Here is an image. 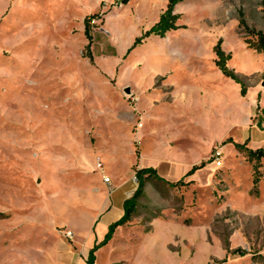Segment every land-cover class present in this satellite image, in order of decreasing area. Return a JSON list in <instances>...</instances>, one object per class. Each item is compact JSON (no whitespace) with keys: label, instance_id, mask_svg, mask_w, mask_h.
<instances>
[{"label":"rangeland","instance_id":"rangeland-1","mask_svg":"<svg viewBox=\"0 0 264 264\" xmlns=\"http://www.w3.org/2000/svg\"><path fill=\"white\" fill-rule=\"evenodd\" d=\"M118 1L0 0V264H72L65 233L144 168L164 182L147 180L113 264H264V158L234 146L264 150V55L246 29L264 32V0H183L164 38L144 36L169 0ZM219 40L245 97L215 65Z\"/></svg>","mask_w":264,"mask_h":264},{"label":"trees","instance_id":"trees-1","mask_svg":"<svg viewBox=\"0 0 264 264\" xmlns=\"http://www.w3.org/2000/svg\"><path fill=\"white\" fill-rule=\"evenodd\" d=\"M132 0H119L118 2L122 5H128ZM183 0H169L167 4L166 10L161 14L159 21L152 27V29L145 34L144 37H148L151 34H154L158 37L164 38L168 33L178 30L180 27L177 25L180 16L175 13V7L181 3ZM93 17H88L85 20V35L89 39V45L87 46V53H88V58L90 59L91 62H93V56L91 54V45H92V35L90 32V22ZM246 24L244 23V20H240L239 27H246ZM247 31L251 34L256 39V42L254 43L255 45V50L261 54L264 55V32L263 31H257V30H252L247 28ZM143 37V38H144ZM136 39L134 45L132 46V49H134L138 44L142 42V39ZM222 40H219L218 44L214 47V53L216 56L215 60V65L218 68V70L227 78L235 81L237 84L241 85V95L245 97L247 95V87L245 83L239 78V76L229 69L228 67V62L231 60V55H227L223 49H222ZM261 95H258V102H260ZM259 108V107H258ZM264 112V109L262 110ZM233 143L232 141H228L226 143ZM248 142V140H247ZM247 144H234L236 150L244 152L248 159L250 161H259L262 158H264V150L263 149H258V150H252L247 148ZM205 167V164H201L200 166H194L192 169L188 172L187 177H190L194 175L198 170L203 169ZM136 181H137V188L136 191L134 192L133 196L128 199L125 202V214L123 218L114 223L113 225L110 226L109 233L106 236L105 240L101 242L100 244L96 245L90 252L87 263L88 264H95L96 262V257L95 253L98 249L101 247L107 245V243L111 240L115 230L118 227L126 225L131 219L132 216L135 212L136 209V202L138 199H140L144 195V188L146 186V182L149 178H155L159 181L164 182L161 178L157 176V173L153 169H140L136 172ZM260 181L259 177H256L254 180L255 185H258ZM171 187H178L183 185L182 181H179L178 183L175 184H170ZM236 253H239L241 255L244 254L241 250H238Z\"/></svg>","mask_w":264,"mask_h":264},{"label":"crops","instance_id":"crops-1","mask_svg":"<svg viewBox=\"0 0 264 264\" xmlns=\"http://www.w3.org/2000/svg\"><path fill=\"white\" fill-rule=\"evenodd\" d=\"M222 74V73H221ZM223 75V74H222ZM263 127L261 124L256 128V133H264L261 130ZM251 129V128H250ZM261 138V137H259ZM251 143L255 144L252 139ZM261 145H264V141L261 142ZM128 189L126 194H121V200L114 206L111 204V194L109 196H105L102 193H99L100 200L103 204V210L90 212L88 213V223L83 227L74 228V244L76 249L72 250V264H88L87 260L91 250L101 242H103L106 236L109 233L110 226L114 223L120 221L125 214V202L130 199L128 198V193L133 192L136 189H129L128 184L117 185L114 191L119 190L122 192L123 189ZM137 188V187H136ZM134 191V192H135ZM113 192V191H112ZM134 194V193H133ZM133 196V195H132ZM124 231V226L118 227L111 240L107 243V245L98 249L95 253L96 262L99 263V258L103 254V252L107 251V255L111 264H113L114 257L116 254V243L121 238V233ZM73 233V232H72ZM74 262V263H73Z\"/></svg>","mask_w":264,"mask_h":264},{"label":"built area","instance_id":"built-area-1","mask_svg":"<svg viewBox=\"0 0 264 264\" xmlns=\"http://www.w3.org/2000/svg\"><path fill=\"white\" fill-rule=\"evenodd\" d=\"M223 155H224V150L223 148H217L216 151L214 152L213 158H214V166L219 168L222 167L223 165ZM99 168L102 170V164L99 163ZM106 183H111L109 178L105 179ZM65 237L68 239H72L74 237L72 232H66Z\"/></svg>","mask_w":264,"mask_h":264},{"label":"water","instance_id":"water-1","mask_svg":"<svg viewBox=\"0 0 264 264\" xmlns=\"http://www.w3.org/2000/svg\"><path fill=\"white\" fill-rule=\"evenodd\" d=\"M125 92L127 93V94H130V89L129 88H127L126 90H125Z\"/></svg>","mask_w":264,"mask_h":264}]
</instances>
